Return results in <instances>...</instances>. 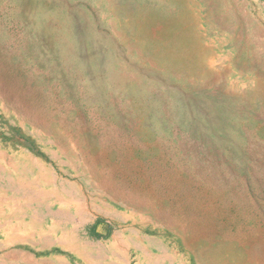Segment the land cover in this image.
Instances as JSON below:
<instances>
[{"label": "rangeland", "instance_id": "374dc122", "mask_svg": "<svg viewBox=\"0 0 264 264\" xmlns=\"http://www.w3.org/2000/svg\"><path fill=\"white\" fill-rule=\"evenodd\" d=\"M171 262L264 264V0H0V264Z\"/></svg>", "mask_w": 264, "mask_h": 264}, {"label": "bare ground", "instance_id": "6f19581e", "mask_svg": "<svg viewBox=\"0 0 264 264\" xmlns=\"http://www.w3.org/2000/svg\"><path fill=\"white\" fill-rule=\"evenodd\" d=\"M146 158H147V157H146ZM158 158H159V157H158ZM172 159H173V158H172ZM143 160H144V159H143ZM170 160H171V159H170ZM175 161H176V160H175ZM155 163H156V162H155ZM166 164H167V163H166ZM176 164H177V163H176ZM175 166H176V165H175ZM146 167H147V166H146ZM16 169H17V168H16ZM53 179H54V178H53ZM176 186H177V185H176ZM221 194H222V193H221ZM72 196H73V195H72ZM229 200H230V199H229ZM231 211H232V210H231ZM246 211H247V210H246ZM239 212H240V211H239ZM240 213H241V212H240ZM247 213H248V212H247ZM241 214H242V213H241ZM229 227H230V226H229ZM239 227H240V226H239ZM226 228H227V227H226ZM226 230H227V229H226ZM223 234H224V233H223ZM231 234H232V233H230V234H229V233H225V234H224V237H225L227 240H228V239L230 240ZM224 237H223V238H224ZM232 238H233V234H232ZM75 239H76V238H75ZM72 240H74V239H72ZM220 243H221V242H220ZM225 244L228 245V242H225ZM78 245H79V244H78ZM80 245H81V244H80ZM137 245H138V244H137ZM64 246H65V245H64ZM81 246H82V245H81ZM83 246H84V244H83ZM219 246H223V244L221 243ZM79 247H80V246H79ZM223 247H224V246H223ZM69 248H70V247H69ZM87 248H88V247H87ZM73 249H74V248H73ZM79 249H83V248L81 247V248H79ZM83 250H84V249H83ZM75 251H77V250H75ZM81 251H82V250H81ZM72 252H73V251H72ZM79 252H80V251H79ZM85 252H86V251H85ZM81 253H82V252H81ZM81 253H80V254H81ZM77 254H78V253H77ZM88 256H89V255H88ZM136 259H137V258H136ZM153 261H154V260H153ZM178 262H179V261H178ZM64 263H65V261H64ZM66 263H67V262H66ZM161 263H162V262H161ZM181 263H182V262H181ZM170 264H172V262H171Z\"/></svg>", "mask_w": 264, "mask_h": 264}]
</instances>
